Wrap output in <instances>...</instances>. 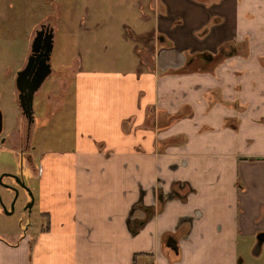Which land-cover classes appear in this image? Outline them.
Wrapping results in <instances>:
<instances>
[{
  "label": "crops",
  "instance_id": "0c3cea01",
  "mask_svg": "<svg viewBox=\"0 0 264 264\" xmlns=\"http://www.w3.org/2000/svg\"><path fill=\"white\" fill-rule=\"evenodd\" d=\"M117 3L130 56L71 68L72 144L41 158L31 252L0 234V264H234L264 230V0Z\"/></svg>",
  "mask_w": 264,
  "mask_h": 264
},
{
  "label": "rangeland",
  "instance_id": "374dc122",
  "mask_svg": "<svg viewBox=\"0 0 264 264\" xmlns=\"http://www.w3.org/2000/svg\"><path fill=\"white\" fill-rule=\"evenodd\" d=\"M34 1L10 0L8 8L7 1L0 0V175L20 176L24 184V190L19 187L16 191L11 211L5 213L2 206L8 211L13 197L6 184L12 182L6 176L0 181V234L15 243L24 232L30 233L28 251L36 226L43 221L34 201L29 210L25 208L29 203L25 191L28 189L34 199L38 184L36 175L43 155L51 158L55 152L70 149L74 134L70 101L78 68L83 67L84 59H93L96 63L97 58L110 61L130 56L116 28L120 27V16L126 20L134 16L133 8L117 3L118 7L117 0H40L39 5ZM101 1L106 4L96 7L92 4ZM42 22L55 26L48 60L51 72L33 94L32 120L27 126L17 103L14 78L25 63L34 31ZM129 29L128 34L132 35ZM143 39L135 41L139 51L146 42ZM150 55L147 53L148 59ZM72 67L77 71L71 73ZM64 84L65 89L62 88ZM48 95L59 101V106L48 101ZM239 186L237 184V188ZM243 239L237 237L234 264L239 257L243 258L242 264H264V243L259 251L253 252L254 236L241 241Z\"/></svg>",
  "mask_w": 264,
  "mask_h": 264
},
{
  "label": "water",
  "instance_id": "95a60500",
  "mask_svg": "<svg viewBox=\"0 0 264 264\" xmlns=\"http://www.w3.org/2000/svg\"><path fill=\"white\" fill-rule=\"evenodd\" d=\"M51 48L52 28L48 25L41 24L39 25V28L34 31V36L30 42L28 57L22 68L16 72L14 78V86L17 90V103L22 115L26 118L27 126L32 120L33 93L39 88L42 81L50 73V65L48 60ZM1 127L0 113V132ZM10 175L20 183L21 187L24 186V184L19 181V178L16 175ZM25 189H27V187H25ZM27 192L30 198V201L27 204V209H29L33 199L28 189ZM15 196L16 194L12 198L8 211L2 206V209L5 213H9L11 211ZM0 205H2L1 201ZM256 239L258 244L264 241V230H261L256 234ZM255 245L257 248V244Z\"/></svg>",
  "mask_w": 264,
  "mask_h": 264
},
{
  "label": "flooded vegetation",
  "instance_id": "af4514ba",
  "mask_svg": "<svg viewBox=\"0 0 264 264\" xmlns=\"http://www.w3.org/2000/svg\"><path fill=\"white\" fill-rule=\"evenodd\" d=\"M44 25H46V24H44ZM48 26H50V25H48ZM20 113H21V111H20ZM22 114V113H21ZM27 123V122H26ZM26 158H27V160H28V156L26 155ZM7 174H9V175H7ZM12 175H14V174H12ZM3 176H6V178H8L12 183H10V184H6V189L7 188H9L12 192H13V196L16 194V191H17V189H19V187L20 188H22L23 189V187H21L20 186V183L18 182V181H16L15 179H14V177H12L11 175H10V173H6V174H4V175H2V177ZM2 177H0V181H1V179H2ZM18 178H19V181L21 182L22 180H21V178H20V176H17ZM24 190V189H23ZM26 192V194H27V191H25ZM28 197V202L30 201L29 200V196H27ZM13 198V197H12ZM28 204V203H27ZM27 204L25 205V208L27 209ZM27 210H29V209H27ZM259 231H261V230H258V231H256L255 233H254V243H253V252H257V251H259V248H260V245L262 244V243H264V241H262V242H260L259 244L256 242L257 241V239H256V234L259 232ZM255 244H257V248L255 247L256 245ZM238 261H237V264H242V262H243V258H241V257H239L238 259H237ZM236 262V261H235ZM234 262V263H235Z\"/></svg>",
  "mask_w": 264,
  "mask_h": 264
},
{
  "label": "trees",
  "instance_id": "16d2710c",
  "mask_svg": "<svg viewBox=\"0 0 264 264\" xmlns=\"http://www.w3.org/2000/svg\"><path fill=\"white\" fill-rule=\"evenodd\" d=\"M146 218V217H145ZM152 253L148 252H133L131 264H152Z\"/></svg>",
  "mask_w": 264,
  "mask_h": 264
}]
</instances>
